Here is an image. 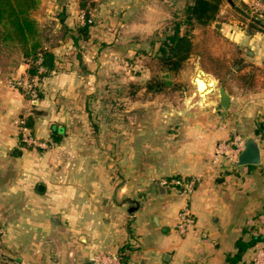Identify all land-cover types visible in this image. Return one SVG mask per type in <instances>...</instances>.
I'll use <instances>...</instances> for the list:
<instances>
[{"label":"crops","instance_id":"obj_1","mask_svg":"<svg viewBox=\"0 0 264 264\" xmlns=\"http://www.w3.org/2000/svg\"><path fill=\"white\" fill-rule=\"evenodd\" d=\"M176 1L86 0L82 8L81 0H40L33 15L56 33L76 29L88 13L92 58L99 60L123 47L125 34H140L143 19L163 9L174 16ZM220 31L231 43L217 55L226 72L200 71L213 85L202 96L194 84L198 107L165 117L133 107L132 121L116 132L92 124L84 78L68 69L43 79L31 108L13 85L28 65L0 39V264H102L109 256L120 264L251 263L257 245L237 255L252 236L264 237V33L249 34L236 21ZM61 48L52 47L55 67ZM33 109L29 134L47 152L21 139L19 122ZM236 136L256 140L259 165L216 158L217 144ZM176 177L196 179L193 192L163 185ZM185 207L195 225L183 235L176 226Z\"/></svg>","mask_w":264,"mask_h":264},{"label":"rangeland","instance_id":"obj_2","mask_svg":"<svg viewBox=\"0 0 264 264\" xmlns=\"http://www.w3.org/2000/svg\"><path fill=\"white\" fill-rule=\"evenodd\" d=\"M242 2L245 3L244 0L223 1L218 23L209 27H192L186 23L185 7L189 3L178 0L174 3V16L172 12L163 9L164 15L158 13L157 18L143 19L140 34H125V45L118 51L105 50L99 55V60L92 58L95 49H92L91 41H81L75 46L66 30L55 33L54 25L48 20L42 21L40 29L45 46L52 48L59 44L62 47L56 51L60 59L59 70L68 69L84 78V90L90 92L86 95V104L92 113V124L100 126L104 123L116 132L123 121H132L133 116L129 112L133 107L156 108L163 117L166 112L181 113L189 106L198 107L200 101L195 95L194 78L200 71H211L217 75L226 72L221 66L220 56H217L223 48L227 51L231 48V43L222 37V23L236 21L243 24L240 17L245 16L258 20V17L243 7ZM178 24L181 33L190 34L193 54L178 74L164 79L157 51L162 39L168 32H173ZM154 76L158 80L170 82V85L162 92H146L145 86ZM29 148L36 152L50 150L47 146L38 147L34 144Z\"/></svg>","mask_w":264,"mask_h":264},{"label":"trees","instance_id":"obj_3","mask_svg":"<svg viewBox=\"0 0 264 264\" xmlns=\"http://www.w3.org/2000/svg\"><path fill=\"white\" fill-rule=\"evenodd\" d=\"M82 8H86V0H81ZM223 1L228 0H192L186 7V23L194 27H209L218 21ZM243 3V2H242ZM40 0H0V39L2 42L14 46L20 50L25 63L28 65V75L30 77H38L41 87L43 79L50 76L55 70H59L55 64L48 66V57L53 56V49L45 46L41 35L40 25L34 17V12L38 9ZM243 7L249 12L251 9L243 3ZM87 12V10H86ZM257 17L256 15H254ZM241 22L246 27V31L251 34L262 32L256 23L251 22L248 18L240 17ZM264 23V19L258 18ZM62 21V20H61ZM92 20L86 13L84 23L74 30H67L66 34L72 40L73 45H79V42H87L90 39V27ZM159 65L164 73V79L170 78L178 74L188 62L193 54V42L188 32L181 33L180 25H176L173 32L167 33L162 39L158 49ZM170 82L166 80H158L153 77L146 84V92L158 93L162 92ZM42 96V90H38V101ZM33 106V105H32ZM35 107V105L33 106ZM32 114V115H31ZM30 116L24 118L25 126L30 130V134L34 128L35 117L38 112L33 109ZM184 185L189 179L176 177ZM169 181L172 179H168ZM264 243V237L254 235L251 242L243 248L237 255L241 256L244 249Z\"/></svg>","mask_w":264,"mask_h":264},{"label":"built area","instance_id":"obj_4","mask_svg":"<svg viewBox=\"0 0 264 264\" xmlns=\"http://www.w3.org/2000/svg\"><path fill=\"white\" fill-rule=\"evenodd\" d=\"M246 5L251 9L252 13L258 18L264 19V0H244ZM13 85L21 89L26 95H28L30 103L36 104L38 102V90L40 88L39 78L34 76L30 77L28 74L22 78L13 81ZM19 132L22 141L28 145H36L38 147H44L45 145L37 142L30 134L28 128L25 126L24 120L19 122ZM245 139L241 137H234L232 140L221 141L217 144L215 149L216 158L227 157L228 162L235 166L237 163V157L243 149ZM197 180L191 179L184 185L177 179L164 180L163 185L169 186L175 191L189 195L193 192ZM195 225V221L191 216L187 207L180 210L178 213L176 229L181 234H186ZM102 264H120V258L117 256H109L101 260ZM250 264H264V243H260L256 246L254 257Z\"/></svg>","mask_w":264,"mask_h":264},{"label":"water","instance_id":"obj_5","mask_svg":"<svg viewBox=\"0 0 264 264\" xmlns=\"http://www.w3.org/2000/svg\"><path fill=\"white\" fill-rule=\"evenodd\" d=\"M230 2V0H229ZM240 12V11H238ZM244 16V15H243ZM246 18H248V20H250L251 22H254L256 23L260 28H262L264 30V23L258 21V20H255V19H249L248 16H245ZM52 61H53V57L52 55H50L48 57V66H50L52 64ZM197 78H195L194 80V83L197 87V89L199 90V85L197 83ZM221 94L223 96V99H224V104L226 105L227 103V97L225 96L224 94V91L221 90ZM261 162V157H260V149H259V146H258V143L256 142V140L254 138H247L245 141H244V144H243V149L242 151L240 152V154L238 155L237 157V163L236 165L241 167V166H256V165H259ZM43 189V186L40 185L38 187V190L41 191ZM162 189V187H161Z\"/></svg>","mask_w":264,"mask_h":264},{"label":"bare ground","instance_id":"obj_6","mask_svg":"<svg viewBox=\"0 0 264 264\" xmlns=\"http://www.w3.org/2000/svg\"><path fill=\"white\" fill-rule=\"evenodd\" d=\"M196 78L198 79L197 83L199 85V90H198L199 93L202 94V96L210 93L211 92L210 89L213 83L207 80V77L205 76V74L202 72H199Z\"/></svg>","mask_w":264,"mask_h":264}]
</instances>
